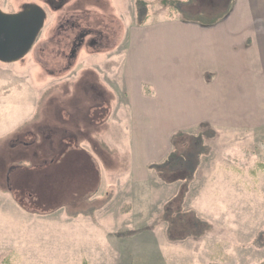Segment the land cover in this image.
<instances>
[{
  "label": "rangeland",
  "instance_id": "rangeland-1",
  "mask_svg": "<svg viewBox=\"0 0 264 264\" xmlns=\"http://www.w3.org/2000/svg\"><path fill=\"white\" fill-rule=\"evenodd\" d=\"M146 1L152 19L206 21L225 10V0H180L177 10ZM25 3L44 10V26L27 54L0 61V76L36 85L37 96L48 101L42 107L53 120L48 126L71 109L69 99L85 100L79 120L93 122L95 132L86 127L83 148L99 178L79 198L62 195L61 185L46 201L16 190L22 216L9 215L0 228V264H264V125L210 128V152L189 184L182 174H165V181L149 168L148 178L136 180L128 171L132 137L123 83L136 0H0V9L18 11ZM82 30L89 33L71 56ZM191 210L207 224L187 236V224L175 228L174 221L181 211L177 221L189 223Z\"/></svg>",
  "mask_w": 264,
  "mask_h": 264
},
{
  "label": "crops",
  "instance_id": "crops-1",
  "mask_svg": "<svg viewBox=\"0 0 264 264\" xmlns=\"http://www.w3.org/2000/svg\"><path fill=\"white\" fill-rule=\"evenodd\" d=\"M223 6L206 21L149 17L129 28L123 83L132 137L128 171L136 180L148 178L149 163L170 153L176 132L264 125V0ZM36 89L19 76H0V228L23 211L16 190L46 201L58 194L54 186L79 198L86 183L98 185L83 148L86 127L95 132L93 122L79 120L85 100L69 99L71 109L48 126L53 120L42 114L48 101Z\"/></svg>",
  "mask_w": 264,
  "mask_h": 264
},
{
  "label": "trees",
  "instance_id": "trees-1",
  "mask_svg": "<svg viewBox=\"0 0 264 264\" xmlns=\"http://www.w3.org/2000/svg\"><path fill=\"white\" fill-rule=\"evenodd\" d=\"M162 2L165 5L167 4L171 6L174 10L179 9L182 5V1L180 0H163ZM136 6L137 24L143 25L149 19V4L146 0H136ZM210 130V128H207L194 133L182 131L174 133L172 136V145L174 146V149L162 161L150 163L148 168L155 171L157 175L165 181H167L164 177L165 174H182V181L184 180L187 184H189L194 179L196 170L201 164V157L210 152V147L207 144V138L210 136ZM180 146H182V149L179 148ZM182 196L183 192H180L178 194V198L180 197L181 199L179 198V200H182ZM170 204V201H168L165 204V207L169 209ZM181 211L177 214L175 221L173 220L176 225L175 228L180 226L183 227L184 224H187V230L185 229V232H188L187 236L192 235L193 233L196 235L198 233L201 234L207 224L206 221L198 217L194 210L190 211L194 216V219H188L189 223L186 222L187 219H184V222L177 221L180 219L179 217L182 216ZM169 228L172 229L173 224L172 226H169Z\"/></svg>",
  "mask_w": 264,
  "mask_h": 264
},
{
  "label": "flooded vegetation",
  "instance_id": "flooded-vegetation-1",
  "mask_svg": "<svg viewBox=\"0 0 264 264\" xmlns=\"http://www.w3.org/2000/svg\"><path fill=\"white\" fill-rule=\"evenodd\" d=\"M45 20L44 10L34 3H25L20 10L13 12L0 9V61L11 62L27 54L43 28ZM88 33L82 30L79 37L74 39L71 56L76 54L78 46L83 44L84 37Z\"/></svg>",
  "mask_w": 264,
  "mask_h": 264
}]
</instances>
